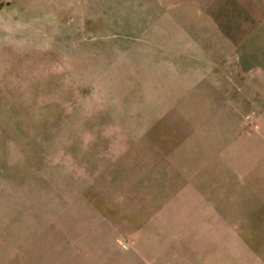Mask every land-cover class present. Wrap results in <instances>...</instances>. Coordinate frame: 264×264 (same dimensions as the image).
Listing matches in <instances>:
<instances>
[{
    "label": "rangeland",
    "instance_id": "rangeland-1",
    "mask_svg": "<svg viewBox=\"0 0 264 264\" xmlns=\"http://www.w3.org/2000/svg\"><path fill=\"white\" fill-rule=\"evenodd\" d=\"M126 6L0 0V264H264V103L159 75Z\"/></svg>",
    "mask_w": 264,
    "mask_h": 264
},
{
    "label": "crops",
    "instance_id": "crops-1",
    "mask_svg": "<svg viewBox=\"0 0 264 264\" xmlns=\"http://www.w3.org/2000/svg\"><path fill=\"white\" fill-rule=\"evenodd\" d=\"M128 1L133 7L126 6L123 27L153 45L143 54L159 75L190 89L227 92L229 103L249 89L251 103H264L258 95L264 92V0Z\"/></svg>",
    "mask_w": 264,
    "mask_h": 264
}]
</instances>
